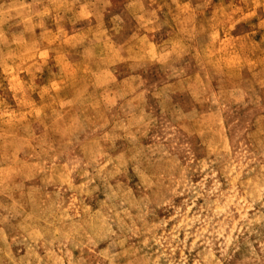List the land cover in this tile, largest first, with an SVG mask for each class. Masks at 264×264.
I'll return each instance as SVG.
<instances>
[{"label": "rangeland", "instance_id": "obj_1", "mask_svg": "<svg viewBox=\"0 0 264 264\" xmlns=\"http://www.w3.org/2000/svg\"><path fill=\"white\" fill-rule=\"evenodd\" d=\"M0 264H264V0H0Z\"/></svg>", "mask_w": 264, "mask_h": 264}]
</instances>
